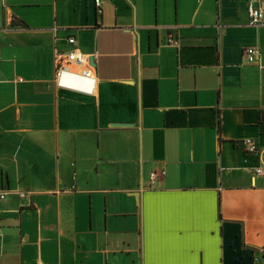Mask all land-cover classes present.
<instances>
[{"label":"crops","instance_id":"1","mask_svg":"<svg viewBox=\"0 0 264 264\" xmlns=\"http://www.w3.org/2000/svg\"><path fill=\"white\" fill-rule=\"evenodd\" d=\"M249 1L0 0V264H264ZM70 37L94 93L55 83Z\"/></svg>","mask_w":264,"mask_h":264},{"label":"built area","instance_id":"2","mask_svg":"<svg viewBox=\"0 0 264 264\" xmlns=\"http://www.w3.org/2000/svg\"><path fill=\"white\" fill-rule=\"evenodd\" d=\"M102 0H95V5L99 8L101 6ZM248 13L251 20L252 26L264 25V7L257 5L254 0L248 3ZM68 43L72 48L68 52H56L55 62H56V75L55 83L57 87L70 89V90H80L72 85H68L67 81L69 79H81L85 81H90L93 83L90 90L87 92L94 93L96 87L97 78L94 75L93 67L90 63L91 57L85 55L77 48V41L74 37H70ZM170 45H175L173 38L169 39ZM244 55L250 64L255 63L260 55V51L257 48L248 47L244 50ZM245 152L248 156H256L258 154V147L252 140H245ZM256 175H264V166H260L255 169ZM165 172L152 173L150 175L151 184L155 185L160 176H164ZM20 198L27 201V194L20 192L18 194ZM6 198V193L0 192V200Z\"/></svg>","mask_w":264,"mask_h":264}]
</instances>
